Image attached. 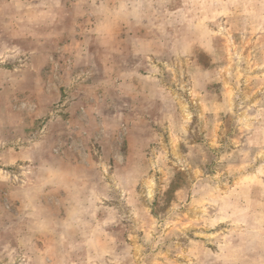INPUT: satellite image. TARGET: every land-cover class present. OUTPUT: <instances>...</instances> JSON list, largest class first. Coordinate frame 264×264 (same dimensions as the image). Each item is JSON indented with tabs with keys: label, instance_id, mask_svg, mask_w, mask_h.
<instances>
[{
	"label": "rangeland",
	"instance_id": "374dc122",
	"mask_svg": "<svg viewBox=\"0 0 264 264\" xmlns=\"http://www.w3.org/2000/svg\"><path fill=\"white\" fill-rule=\"evenodd\" d=\"M172 1L28 0L0 28V119H24L0 129V176L30 182L2 154L39 146L86 174L0 264H264V0L213 19Z\"/></svg>",
	"mask_w": 264,
	"mask_h": 264
},
{
	"label": "crops",
	"instance_id": "0c3cea01",
	"mask_svg": "<svg viewBox=\"0 0 264 264\" xmlns=\"http://www.w3.org/2000/svg\"><path fill=\"white\" fill-rule=\"evenodd\" d=\"M122 1L124 2V0ZM157 1L158 0H128V2H134L135 4L140 3L142 4V6H147L149 7V10L153 11H155L154 2L156 3ZM194 1H196L195 3L198 6L200 1ZM206 1L209 4L211 10L214 9L216 11L209 14L210 17H212L213 19V16L217 15L218 11H220L221 8H224V5L220 4L219 0ZM237 1L239 2L240 0ZM244 2L245 3H243L242 6H234L235 8L226 6L227 8L226 10H224V12L232 13L234 15V13H238V10L242 8H245V10L248 9L247 11H249V6H251L252 3H249L248 1ZM170 3L173 4V1L170 0ZM170 3L169 5L171 6ZM29 7L30 5H28V0H0V28L3 29L4 32H9L14 25L13 19H15V15L18 14L16 12H20L21 10H27L29 9ZM164 10L168 12L171 11V9L169 8L161 9L160 11ZM186 10H192L195 12V14L198 12V9L193 7H191V9L187 7ZM68 19L71 21L72 18L69 17ZM209 20L210 19L208 18L207 21ZM198 23L199 21L195 19L187 20V18H185L182 21L175 20L174 26L186 28L188 26L195 25ZM167 25L168 24H165L164 26ZM67 26L69 27V24ZM157 27L158 24H155L151 26L150 29ZM117 33V28H115V34L117 35ZM128 75L129 79L125 81V85L124 82H116L117 88H120L121 91L122 88L124 89L134 80V77L140 78L137 72L130 73ZM148 79L149 78L144 77L143 81L149 82ZM1 115L3 116V118L0 119V121L2 122H0V129L5 127L7 131H10L11 129H15L18 124L21 126L24 122V119H22L19 114L6 115L1 113ZM2 158L4 163L3 165L6 166L12 165L18 160L30 161L33 162L35 165V167L32 169L33 173L30 182H26L20 188L15 187V189H12L10 184H6L5 178L0 176V191L1 189L8 188V203L10 206L13 205V207L18 211L16 217L12 216L4 209V202L1 203L2 198H0V249L2 247L4 249L11 248L14 242L15 244H17L14 247V250H19L21 252L24 249H28L27 243H31V240L27 241V237L33 234V231L30 232V230L32 229H29V222L32 223V221H34L33 217H35V224L37 227L36 232L42 234L44 232L43 227H45V222L51 221V219L53 218L52 213H50L53 210L52 205H49L51 203L53 204V202L51 201L56 200V196H60L63 198L62 200L64 204L65 201H67L68 203L70 199L67 196L70 193L68 189L72 187L73 182L77 180L85 181L86 174H83L80 169H73L69 164L73 163L70 162L71 160H68L67 157L56 156L52 154L49 150L42 148V146L36 147V149L34 147L30 149H24L23 147H21L20 149H12L11 147H9L4 149ZM5 199L6 198H4V200ZM45 203L47 204L46 208Z\"/></svg>",
	"mask_w": 264,
	"mask_h": 264
},
{
	"label": "built area",
	"instance_id": "2783aa9c",
	"mask_svg": "<svg viewBox=\"0 0 264 264\" xmlns=\"http://www.w3.org/2000/svg\"><path fill=\"white\" fill-rule=\"evenodd\" d=\"M50 70L53 74V77L55 79H58L60 71H59V64L57 61H55V59L53 57L50 58ZM26 105V104H25Z\"/></svg>",
	"mask_w": 264,
	"mask_h": 264
}]
</instances>
